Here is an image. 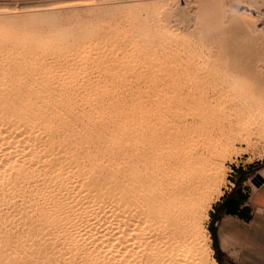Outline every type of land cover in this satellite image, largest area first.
Returning <instances> with one entry per match:
<instances>
[{"label": "bare ground", "instance_id": "bare-ground-1", "mask_svg": "<svg viewBox=\"0 0 264 264\" xmlns=\"http://www.w3.org/2000/svg\"><path fill=\"white\" fill-rule=\"evenodd\" d=\"M11 12L0 13V264H216L202 226L223 177L215 125L237 124L247 145L256 124L264 129L253 20L223 29L220 53L188 62L191 117H155L136 88L95 84L125 78L106 61L154 59L138 25L109 44V33L51 24L42 36L40 21ZM213 106L232 117H203Z\"/></svg>", "mask_w": 264, "mask_h": 264}, {"label": "rangeland", "instance_id": "rangeland-1", "mask_svg": "<svg viewBox=\"0 0 264 264\" xmlns=\"http://www.w3.org/2000/svg\"><path fill=\"white\" fill-rule=\"evenodd\" d=\"M44 6L52 9L42 11ZM3 11L14 13L13 20L40 21L42 36L47 35L49 24H51L56 28L66 29L72 35H77L85 30L93 33L102 31L105 35L109 33L111 35H107L109 44L113 37L114 43L122 45L121 39H129L128 31L130 29L127 25L130 22L138 25L140 32L145 33V35L142 34L144 36H142L143 39L139 45H144L147 41L152 42L154 47L151 50H155L154 59L146 57L135 64L126 62L124 64L117 63L118 65L116 62L106 61L107 65L110 64L112 68H118L120 72H123V76H125L123 80L113 77L112 79L109 74H106L104 75L106 78L103 76L105 79L99 76L101 79L97 81L95 79L99 77H97L94 68L92 70L89 68L88 73H95L96 77L91 73L88 75L90 83L93 84L97 81L95 84L109 87L121 85V87L136 88L141 101L150 102L155 108V117H191L190 113L195 108L193 107V109L189 105L187 97L188 62L196 58L199 53H203V50L204 53H220L224 49V45H227L224 36L228 34L227 30L229 34L231 33V28L236 25L235 22L237 23L235 27H238L244 23L245 18L253 20L254 26L251 32L254 33L251 35L252 37L255 35L258 44L264 42V0H0V13ZM232 25L233 27H231ZM223 29H227L225 30L227 33ZM216 30H220V32ZM260 30L263 34L260 33ZM216 32L218 36H215ZM220 33L222 35H219ZM104 34L101 37L102 41H105ZM248 36L242 38L240 35L237 38L249 42L251 36ZM107 41L105 42L107 43ZM235 41L236 44L242 43L241 45H243L244 43L240 40L239 42ZM149 53L153 52L147 50L145 56ZM150 58L152 61L154 60L151 61L153 66L148 65ZM214 59L216 58L211 57L210 69L213 71L220 66ZM136 69L138 72L134 73ZM90 74L94 77V82ZM128 91L124 94L127 100L129 99ZM202 116L232 117L227 108L222 112L221 106L206 107L202 111ZM223 121L224 123H221ZM220 124L223 126L215 125L213 138L218 149L222 152L221 155L225 154L221 167L223 177L220 179L217 190L213 192L212 199H218L220 197L218 194L221 195L224 188L234 189L238 184L241 187H245L244 184L254 186L251 179L259 172L264 174V129L256 124L247 136L250 140V145H247L240 141L244 136L240 134L237 124L229 126L226 119L220 121ZM214 203L215 200L208 210V217L202 220V226L206 230L208 238L207 244L211 248L213 240L210 228ZM211 256L215 259L214 253Z\"/></svg>", "mask_w": 264, "mask_h": 264}, {"label": "crops", "instance_id": "crops-1", "mask_svg": "<svg viewBox=\"0 0 264 264\" xmlns=\"http://www.w3.org/2000/svg\"><path fill=\"white\" fill-rule=\"evenodd\" d=\"M244 185L224 188L214 203L211 215L219 251L216 264H264V182L259 187ZM237 191L245 198L236 213L225 212L223 203L229 198L237 200Z\"/></svg>", "mask_w": 264, "mask_h": 264}, {"label": "trees", "instance_id": "trees-1", "mask_svg": "<svg viewBox=\"0 0 264 264\" xmlns=\"http://www.w3.org/2000/svg\"><path fill=\"white\" fill-rule=\"evenodd\" d=\"M238 192V199L237 200H233L232 198H229L227 200H225V202L223 203V209L225 210V212L227 213H236L239 207L240 202L245 198L240 191ZM241 212H239L238 214H240ZM210 232H211V236H212V240H213V244H212V248L215 251V259L218 260V249H217V244H216V238H215V233H214V228L211 229L210 228Z\"/></svg>", "mask_w": 264, "mask_h": 264}, {"label": "water", "instance_id": "water-1", "mask_svg": "<svg viewBox=\"0 0 264 264\" xmlns=\"http://www.w3.org/2000/svg\"><path fill=\"white\" fill-rule=\"evenodd\" d=\"M264 182V179L261 177V175L257 174L251 179V183L255 187H259ZM214 223L211 225V229H213Z\"/></svg>", "mask_w": 264, "mask_h": 264}, {"label": "built area", "instance_id": "built-area-1", "mask_svg": "<svg viewBox=\"0 0 264 264\" xmlns=\"http://www.w3.org/2000/svg\"><path fill=\"white\" fill-rule=\"evenodd\" d=\"M264 179V177H262ZM262 213L264 214V210H262Z\"/></svg>", "mask_w": 264, "mask_h": 264}]
</instances>
